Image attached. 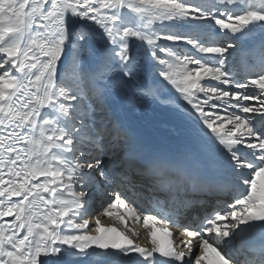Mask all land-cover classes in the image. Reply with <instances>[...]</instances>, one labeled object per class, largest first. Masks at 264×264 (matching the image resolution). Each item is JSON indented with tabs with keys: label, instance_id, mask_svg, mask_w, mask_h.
<instances>
[{
	"label": "snow or ice",
	"instance_id": "1",
	"mask_svg": "<svg viewBox=\"0 0 264 264\" xmlns=\"http://www.w3.org/2000/svg\"><path fill=\"white\" fill-rule=\"evenodd\" d=\"M257 32L264 0H0V264H264L237 247L264 229V42L237 60ZM151 105L178 140L138 132L129 113ZM141 199L193 213L176 247Z\"/></svg>",
	"mask_w": 264,
	"mask_h": 264
},
{
	"label": "bare ground",
	"instance_id": "2",
	"mask_svg": "<svg viewBox=\"0 0 264 264\" xmlns=\"http://www.w3.org/2000/svg\"><path fill=\"white\" fill-rule=\"evenodd\" d=\"M246 39H250L251 41H253L254 43V49H255V53L254 52H248V53H241L238 54L237 60H238V64L243 68L244 64L242 63V58L247 59L248 63H252L253 61L257 62L260 59L261 53H260V45L262 42H264V36H262L260 33H255L253 34L251 37H245L242 38L241 41L246 40ZM240 41V44H241ZM242 47V45H241ZM249 57H251L252 59H248ZM130 118L132 119V121L134 122L138 132H152L153 134H155L156 137L160 138V139H168L171 142H175L176 140L179 139V137L181 136V129L179 127L178 124V120L177 118L171 113L169 112V110L167 108H161L158 107L156 105H151V106H144V107H137L132 109V111L129 113ZM204 199V198H202ZM214 199L216 200H211L210 202H207L204 206H198L195 207V213L196 214H200L201 212H203V210H206L207 212L211 211V209L214 207V205L216 204V201L218 202H222V201H226L225 198H223V196L221 197H214ZM142 202H145L143 199H141ZM99 205V203H96L93 207V212H95L91 217H88L89 220L91 221L92 218L95 219V214L98 215L99 210L94 211V209ZM149 207L153 210V211H159L162 215H165L166 212H163L162 210H164L163 208L161 210H159L158 205L156 207L149 205ZM165 211L168 210L167 207H165ZM193 213H189L188 214V218H192ZM165 216H170L171 219L173 218V215L169 214V215H165ZM184 216V215H183ZM177 223L172 225V223L167 222V220H165L164 223H157L156 227L159 228H167L169 231H171L173 233L171 239L173 240L174 244L177 243V233L183 231V227H181L182 225L188 223L185 219H181L178 218ZM101 222L105 225V226H116L117 228H120L123 230V225H121L119 222L115 221L114 218H107V217H101ZM138 223L142 228V232L143 235H145V237H143L142 240H140V236L142 234H140L139 229L134 230L136 233L140 234V235H136V236H132L131 238H133L135 240L136 243H139L142 247H151V238H150V230L149 229H145L142 225V222H136ZM93 223L91 222V226L93 227ZM130 227L132 229H134V224L133 221H130ZM239 243H237V247H239ZM183 247V246H182ZM136 254V253H133ZM243 255H245L244 253H242ZM138 255V254H137ZM97 257L93 256L91 258H89L90 262L88 261H84V260H68L67 264H95Z\"/></svg>",
	"mask_w": 264,
	"mask_h": 264
},
{
	"label": "rangeland",
	"instance_id": "3",
	"mask_svg": "<svg viewBox=\"0 0 264 264\" xmlns=\"http://www.w3.org/2000/svg\"><path fill=\"white\" fill-rule=\"evenodd\" d=\"M258 33H259V32H258ZM99 209H100V207L97 208V210H99ZM93 213H95V212H93ZM98 213H99V212H98ZM95 215H96V214H95ZM89 217H91V216H89ZM107 218H108V217H107ZM133 224H134V229H139V228H140V230H141L142 227H139V224H138V223H136L135 221H133ZM94 226H95V224L93 225V227H94ZM134 229H133V230H134ZM139 232H140V234H142V235L140 236V238H141L140 240H142L143 237H145L146 234L143 235V233H142L141 231H139ZM140 234H138V235H140Z\"/></svg>",
	"mask_w": 264,
	"mask_h": 264
}]
</instances>
